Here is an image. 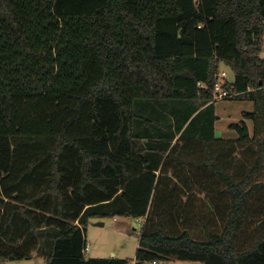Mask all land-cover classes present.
<instances>
[{"label": "trees", "instance_id": "16d2710c", "mask_svg": "<svg viewBox=\"0 0 264 264\" xmlns=\"http://www.w3.org/2000/svg\"><path fill=\"white\" fill-rule=\"evenodd\" d=\"M263 44L264 0H0V264H129L83 251L115 216L135 264H264Z\"/></svg>", "mask_w": 264, "mask_h": 264}, {"label": "rangeland", "instance_id": "374dc122", "mask_svg": "<svg viewBox=\"0 0 264 264\" xmlns=\"http://www.w3.org/2000/svg\"><path fill=\"white\" fill-rule=\"evenodd\" d=\"M261 56L264 57V44ZM220 75L228 82L234 79V73L229 66L220 65ZM215 111L218 116L215 122V135L219 138L232 139L238 137L236 129L231 124H240L244 121L252 131L253 121L251 118H244L243 112L256 111V105L252 100L218 99L215 98ZM102 221L104 225H94ZM141 231V224L135 218H104L102 220L90 221L85 229V238L89 244L87 257H118L128 258L135 261V252L138 245V235ZM2 264H44L43 255L37 254L30 258L8 259ZM157 264H202L200 262L181 261L176 258L159 261Z\"/></svg>", "mask_w": 264, "mask_h": 264}, {"label": "built area", "instance_id": "2783aa9c", "mask_svg": "<svg viewBox=\"0 0 264 264\" xmlns=\"http://www.w3.org/2000/svg\"><path fill=\"white\" fill-rule=\"evenodd\" d=\"M221 76H223V74L221 75ZM217 87H219V83H217V84H215ZM230 95L227 93V92H225V91H221V90H219L217 93H216V97L218 98V99H224V98H227V97H229ZM138 221L140 222V220L138 219ZM142 222H140V224H141ZM83 251H84V253H86V252H88L89 251V244L88 243H86L85 244V246H84V248H83ZM129 264H135V261L134 262H131V263H129ZM151 264H153V263H151Z\"/></svg>", "mask_w": 264, "mask_h": 264}, {"label": "water", "instance_id": "95a60500", "mask_svg": "<svg viewBox=\"0 0 264 264\" xmlns=\"http://www.w3.org/2000/svg\"><path fill=\"white\" fill-rule=\"evenodd\" d=\"M94 225H103V222L102 221H98V222H95Z\"/></svg>", "mask_w": 264, "mask_h": 264}, {"label": "crops", "instance_id": "0c3cea01", "mask_svg": "<svg viewBox=\"0 0 264 264\" xmlns=\"http://www.w3.org/2000/svg\"><path fill=\"white\" fill-rule=\"evenodd\" d=\"M249 128V127H248ZM249 132H251L250 128H249ZM115 218V217H114ZM103 225H104V222H103Z\"/></svg>", "mask_w": 264, "mask_h": 264}]
</instances>
